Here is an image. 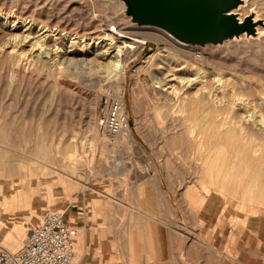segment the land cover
<instances>
[{
    "label": "rangeland",
    "instance_id": "obj_1",
    "mask_svg": "<svg viewBox=\"0 0 264 264\" xmlns=\"http://www.w3.org/2000/svg\"><path fill=\"white\" fill-rule=\"evenodd\" d=\"M68 1L0 0V6L57 18ZM73 1L87 13L71 19L72 28L116 17L146 28L147 45L126 56L124 75L88 62L96 56L94 41L79 47L85 45L84 55L77 48L70 66L44 59L24 65L17 78L0 67V229L6 233L0 244L20 250L44 212L61 207L79 230V264H258L255 252L246 256V245L258 246L246 227L262 223L264 201L249 200L256 169L233 135L260 144L264 187V24L257 36L199 46L133 24L122 0ZM245 1L240 18L253 13L264 22V0ZM5 18L0 14L1 36ZM10 21L7 31L19 32L21 21L15 27ZM31 25L21 31L33 32ZM9 52L3 47L0 57ZM106 96L123 100L131 135L98 131ZM195 126L213 132L198 140L188 134ZM230 131L229 139L223 134ZM211 148L214 157L202 159ZM221 165L233 173L200 172ZM134 228L138 235L131 237Z\"/></svg>",
    "mask_w": 264,
    "mask_h": 264
},
{
    "label": "bare ground",
    "instance_id": "obj_2",
    "mask_svg": "<svg viewBox=\"0 0 264 264\" xmlns=\"http://www.w3.org/2000/svg\"><path fill=\"white\" fill-rule=\"evenodd\" d=\"M64 11L65 12L62 15H58L57 18L48 17V16L44 18L43 16H37L34 13L28 14L29 12H27L26 10L19 9L17 7L4 8L0 6V14L5 15L6 17L5 22L3 24V29L6 33H4L3 36L0 35V49H3V47L7 45L12 48V52L8 53V56L6 59L0 57V67L4 70H8L11 73L12 78H17L20 76L21 70L24 65L26 66L27 63L37 64V62H42L44 59H47L48 62H52L53 66H56L57 68H62L63 64H67L68 66H70L75 60L74 56L77 55L76 54L77 48L81 47L82 43H85L86 41L88 42L89 45H91L92 41H94L96 42V44H98V46H96V49H97V52H95L96 56L93 59H89L88 62L91 64L92 63L96 64L97 66L100 67V69H102L105 73H108V75L110 76L124 75L126 67H127L126 56L129 53H131V51L135 52L139 48L143 49V46L147 45V41L145 39H142L141 37V34L147 33L146 28L140 27L138 29H134L130 27L128 23H123V21L122 22L118 21L116 17H113L111 19H105L104 21L103 20L97 21V25H94V26H88L87 24H84V25H80L78 28H72L70 25L71 23L70 20L76 17L81 19L87 13L86 8L84 5H82L78 1L69 0L67 2V5ZM65 16H68L67 17L68 20H66ZM9 18L11 20L10 22L13 23L14 27L16 25L15 23L17 20L21 21L22 24H20L21 26L19 27V32L10 31V30L7 31V24H8ZM27 21H29V23H26ZM31 23L32 25L34 24L36 26L35 28L37 29V31H35L36 29H34L33 32L21 31L23 30V28H25L28 24L30 25ZM42 31L43 33L40 34V32ZM35 33L37 34V36H32ZM45 33L47 34L44 35ZM28 46L30 48L29 50H26V47ZM34 49H38L42 51L37 54H32V51ZM27 51H31L30 55L28 56H27L28 54ZM79 51H82L83 53L82 55L88 52V50H85V45L82 46L81 50L79 48ZM104 57L107 60H103ZM58 58L60 59L58 60ZM61 58L63 60H61ZM80 60L85 61L88 59L81 58ZM37 72L38 71H36V73ZM191 82H192V79H191ZM195 89L197 93L200 90L196 86H195ZM120 100L123 102L122 99ZM195 113L197 112L195 111L193 113L195 116L198 115ZM193 123H196V122L194 121ZM195 128L197 127L196 126L192 127L188 134L191 137L196 138L198 140H202V141H205L204 139H206V136L208 137V134L211 135V133L213 132V131H206V129L205 130L196 129V131L197 130L198 131L195 132ZM244 129H245V132L247 133H250V131H252V128L250 126H246ZM126 133L128 135H131V131L129 128L126 131ZM217 134L218 133H216V135ZM180 135H182V133H180ZM220 135L222 134L220 133ZM223 135H225L229 139L232 137L231 131L230 133H224ZM233 137L235 138V140L233 141L235 142L234 145L238 146L239 152L244 156V159L247 161L246 163H248L249 165L253 166L256 169V175H254L255 176L254 177L255 178L254 188H256V191L254 193L252 189L249 190L250 193H254V195L250 194L249 200L255 201L257 203L263 202L264 201V187L258 182L260 178L259 167L262 164V157L258 155L261 151L260 144L255 143L254 141H250L249 140L250 138L246 137L244 133L235 134L233 135ZM204 150L205 148H203L200 153H202ZM212 151L213 149L211 148V153L207 154L206 156H202V159H206V158L210 159L209 158L210 156L214 157V155H212ZM230 168L231 167L229 165L226 166V168L223 165H221V167L218 166L217 169L212 168L208 170L205 166H201L200 172L205 173L207 175L212 174L213 171H218V173L223 172L225 174L233 173V171L231 172L229 170ZM57 211L61 213L63 212L62 214L64 216L65 215L70 216V212H68V208L64 209V208L59 207ZM16 233L18 234L17 231ZM78 238L80 239V236ZM77 243L79 246L80 241H78Z\"/></svg>",
    "mask_w": 264,
    "mask_h": 264
},
{
    "label": "water",
    "instance_id": "obj_3",
    "mask_svg": "<svg viewBox=\"0 0 264 264\" xmlns=\"http://www.w3.org/2000/svg\"><path fill=\"white\" fill-rule=\"evenodd\" d=\"M133 24L161 28L185 44L220 45L259 34L262 20L240 18L245 0H122Z\"/></svg>",
    "mask_w": 264,
    "mask_h": 264
},
{
    "label": "built area",
    "instance_id": "obj_4",
    "mask_svg": "<svg viewBox=\"0 0 264 264\" xmlns=\"http://www.w3.org/2000/svg\"><path fill=\"white\" fill-rule=\"evenodd\" d=\"M97 126L106 136L126 133L130 122L120 99L104 97ZM77 236L78 230L69 225L61 212L45 211L29 230L20 250L10 251L0 244V264H79Z\"/></svg>",
    "mask_w": 264,
    "mask_h": 264
},
{
    "label": "crops",
    "instance_id": "obj_5",
    "mask_svg": "<svg viewBox=\"0 0 264 264\" xmlns=\"http://www.w3.org/2000/svg\"><path fill=\"white\" fill-rule=\"evenodd\" d=\"M34 209L36 210V207ZM29 217H30V213H29ZM246 228L250 239L252 237L255 241L258 242L257 243L258 246L255 247H252L251 244L245 246L248 247L247 250L248 255L246 256L250 257L251 253L255 252L258 256V264H264V220H262V223L261 222L256 224L248 223ZM130 232H131L130 233L131 237L136 234L138 235V231L135 228ZM5 238H6V233L3 235V231L0 229V240H4Z\"/></svg>",
    "mask_w": 264,
    "mask_h": 264
}]
</instances>
